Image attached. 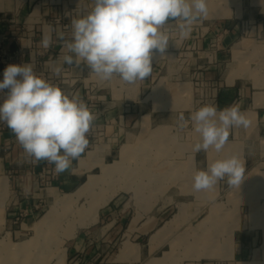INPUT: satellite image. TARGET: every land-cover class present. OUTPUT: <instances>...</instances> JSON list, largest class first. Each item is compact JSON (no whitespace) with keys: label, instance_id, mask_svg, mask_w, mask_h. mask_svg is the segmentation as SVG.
Masks as SVG:
<instances>
[{"label":"crops","instance_id":"1","mask_svg":"<svg viewBox=\"0 0 264 264\" xmlns=\"http://www.w3.org/2000/svg\"><path fill=\"white\" fill-rule=\"evenodd\" d=\"M70 1L0 0V35L7 34L6 45L13 51L23 50L25 64H31L34 73L66 93L78 96L96 116L88 133L89 146L85 153L72 162L69 171L59 175L55 173L54 165L46 161L32 163L13 132L0 123V226L4 222H14L27 210L22 218L24 222L43 218L58 197L74 196L90 176L99 181L105 164L101 167V161L95 158L82 162L84 158L94 153L95 157L99 154L103 162L112 160L113 163L117 148L121 150L124 145H133L139 126L144 131L145 116L150 124L161 122L166 118L163 114L166 108L178 107L147 100L161 79L193 76L205 80V100L190 101L189 107L202 102L223 109L235 103L250 120L246 129L233 128L235 141L226 144V152L214 154L212 149L207 153L195 152L193 157L198 168H206L219 157L233 155L242 160L245 170L249 166H254L255 170L264 164L262 148L249 145L250 141L264 142V51L256 57L251 69L240 56L246 46L259 50L264 47V37H261L264 33V0H247L246 4L243 0H208V18L194 24L187 35L181 33L176 22L170 21L162 29L169 36L165 53L156 54L151 76L134 84H127L115 76L111 83H106L86 64L69 66L63 62L66 50L56 33L63 31L65 38H70L71 20L84 15L86 9L83 0ZM248 28L258 31V37L251 41L241 38L240 34ZM50 30L52 44L45 49L41 44L42 36ZM176 61L183 63L179 64V69L171 67ZM57 67L61 68L59 75L55 72ZM250 76L254 79H248ZM220 185L228 187L226 180L220 181ZM119 193L100 209L96 222L79 227L73 233L68 249L74 259L69 264H132L133 255L140 260L152 258L147 264L162 259L153 256L163 247L160 242L163 226L158 227L162 212L148 217L142 209H134L131 213L126 210L127 204L123 205L124 195ZM145 203L142 202L143 208ZM44 207L49 209L41 216ZM12 232L16 231L9 233ZM146 236L149 240L143 243ZM239 236L241 242L244 235ZM60 264L65 263L61 261Z\"/></svg>","mask_w":264,"mask_h":264},{"label":"rangeland","instance_id":"2","mask_svg":"<svg viewBox=\"0 0 264 264\" xmlns=\"http://www.w3.org/2000/svg\"><path fill=\"white\" fill-rule=\"evenodd\" d=\"M244 2L246 4L247 0ZM83 4L85 15L94 0H83ZM246 30L240 34L241 38L252 40L259 35L251 28ZM261 37H264L263 32ZM251 47L246 46V51L240 54L250 69L264 51V47L260 50ZM179 64L183 63L176 61L171 67L179 69ZM109 82L111 80L106 81ZM206 88L205 80L193 76H176L156 83L147 100L178 107L166 108L163 113L166 118L161 122L150 124L145 116L144 131L139 126L134 144L124 145L121 150L117 148L113 163L112 160L103 162V158L99 154L95 157L94 153L83 159L82 162L100 160L101 167L105 164L97 175L99 181L90 176L74 196L58 197L57 215L52 221L44 220L46 215L43 214L49 209L44 207L41 214L44 217L34 222L23 219L17 223L4 222L0 226V264H60L61 261L69 264L74 259L68 249L73 233L79 227L96 222L100 209L119 192L125 197L123 205L127 204L126 210L131 213L142 209L148 217L162 212L158 227L163 226L160 240L163 247L153 255L162 259L150 264H264V164L255 170L254 166H249L239 188H222L220 182L207 191L196 192L192 187L194 173L201 169L193 157V147L200 137L188 118L203 104L189 107V103L204 101ZM182 113L188 121L183 128L178 126ZM233 132L231 129L229 141H235ZM249 145L264 151V142L250 141ZM142 202H146L144 208ZM93 205L100 208L97 216L90 218L88 211ZM1 212L2 205L0 216ZM82 219L85 224H81ZM13 230L16 232L9 233ZM238 235H244L241 242ZM148 240L146 236L143 243ZM151 259L140 260L133 255L132 264H147Z\"/></svg>","mask_w":264,"mask_h":264},{"label":"clouds","instance_id":"3","mask_svg":"<svg viewBox=\"0 0 264 264\" xmlns=\"http://www.w3.org/2000/svg\"><path fill=\"white\" fill-rule=\"evenodd\" d=\"M208 15V0H94L87 14L71 20L70 38H65L63 31L56 35L66 50L65 64L83 63L101 80L115 76L134 84L149 78L156 54L165 53L169 36L162 29L166 24L176 22L187 35ZM41 44L45 49L51 46V30L43 34ZM60 71V67L55 69L57 75ZM0 94V123L13 132L32 163L46 161L59 175L85 153L96 116L78 96L34 73L31 64L6 66ZM188 120L200 137L193 147L196 153L221 152L231 129L250 126L235 103L223 109L203 105ZM178 122L183 128L188 121L181 114ZM244 179V164L233 155L197 170L192 187L196 192L207 191L226 180L229 188H239Z\"/></svg>","mask_w":264,"mask_h":264},{"label":"built area","instance_id":"4","mask_svg":"<svg viewBox=\"0 0 264 264\" xmlns=\"http://www.w3.org/2000/svg\"><path fill=\"white\" fill-rule=\"evenodd\" d=\"M8 41L7 34H1L0 35V80L3 79V71L6 68V66L10 64H25L26 54L23 52V50H17L13 51L11 48H9L6 43ZM3 94H0V100H2ZM28 212L25 211L22 212L20 215H18L14 222L17 223L19 220H21L25 214Z\"/></svg>","mask_w":264,"mask_h":264},{"label":"bare ground","instance_id":"5","mask_svg":"<svg viewBox=\"0 0 264 264\" xmlns=\"http://www.w3.org/2000/svg\"><path fill=\"white\" fill-rule=\"evenodd\" d=\"M85 159V158H84ZM110 198V197H109ZM109 198H107L105 201H104V203H106L108 200H109ZM57 204H59V200L56 202V206L54 205L52 208H51V210L46 214V216L44 217L45 219L44 220H47V222H49V221H52V219L54 218H56V215H57V212H56V209L58 208V206H57ZM100 207H98V206H96V205H93L90 209H89V211H88V216L91 218V217H93V218H95L96 216H97V213H98V209H99ZM85 220L84 219H82L81 220V224H85L86 222H84Z\"/></svg>","mask_w":264,"mask_h":264}]
</instances>
